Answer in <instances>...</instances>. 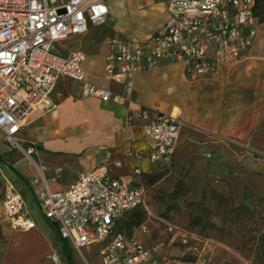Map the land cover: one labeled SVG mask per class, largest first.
<instances>
[{
  "label": "built area",
  "instance_id": "built-area-1",
  "mask_svg": "<svg viewBox=\"0 0 264 264\" xmlns=\"http://www.w3.org/2000/svg\"><path fill=\"white\" fill-rule=\"evenodd\" d=\"M165 2L169 15L153 33L143 38H107L103 66L107 79L128 82L161 60L181 63L189 77L215 76L222 62L247 56L259 24L254 0ZM107 13L106 0H0V133L9 146L29 156L35 153V143L23 145L19 131L36 107L55 108L51 92L60 76L80 80L83 96L110 97L107 87L84 78V51L60 54L52 48L55 41L84 33L88 23L103 22ZM134 118L143 122L149 160L168 164L174 156L180 118L148 106L137 108L124 120L131 123ZM144 194L140 182L133 184L98 165L81 171L67 189L44 187L36 198L43 215L76 249L105 243L101 264H172L134 232L115 228L123 214L144 203ZM1 209L12 229L33 227L21 194L11 184ZM140 228L145 230L144 225Z\"/></svg>",
  "mask_w": 264,
  "mask_h": 264
},
{
  "label": "crops",
  "instance_id": "crops-1",
  "mask_svg": "<svg viewBox=\"0 0 264 264\" xmlns=\"http://www.w3.org/2000/svg\"><path fill=\"white\" fill-rule=\"evenodd\" d=\"M106 2L108 13L103 22L88 23L84 33L55 41L52 48L60 54L73 49L84 51V78L107 87L110 97L103 100L83 96L80 80L60 76L51 92L55 108L45 111L36 107L19 131L23 145L27 141L35 143V153L29 156L8 144L0 148V264H101L105 243L73 247L59 235L55 223L43 215L36 195L44 187L63 191L81 171L98 165L128 181L139 176L136 170L153 171L152 165L157 164L149 160L142 120L134 118L131 123L124 120L141 106L159 109V99L153 97L155 84L145 82L150 75L176 69L175 75L182 77L188 88H195L194 93L188 91L182 102L185 110L182 108L173 157L187 153L188 142L193 140L188 127L192 122L201 134L197 138L199 144L218 145L213 137L237 136L240 143L245 137L249 140L264 120V29L261 28L264 22H259L247 56L222 62L215 76L189 77L181 63L161 60L156 67L136 74L130 81L118 82L104 75L107 38L146 37L165 21L169 11L165 0ZM9 184L21 194L34 222L28 230L12 229L2 213L3 196ZM96 247L99 252L91 255L90 250Z\"/></svg>",
  "mask_w": 264,
  "mask_h": 264
},
{
  "label": "rangeland",
  "instance_id": "rangeland-1",
  "mask_svg": "<svg viewBox=\"0 0 264 264\" xmlns=\"http://www.w3.org/2000/svg\"><path fill=\"white\" fill-rule=\"evenodd\" d=\"M175 73L178 70L166 69L145 82L155 84L157 107L173 114L181 111L177 116L182 122V102L195 88H188ZM188 127L193 140L188 142L187 153L175 155L168 164L152 165L150 173H159L156 180L151 181L148 175L138 178L145 188L144 203L137 210L142 212L141 221L136 223V211L127 212L115 228L134 232L172 264H260L251 244L264 230V120L242 143L236 141L237 136H216L212 140L217 139L218 145L199 144L198 128L193 122ZM4 144L7 142L0 136V148ZM241 204L253 208L251 217L243 211L229 212L231 205ZM90 252L95 255L99 251L96 247Z\"/></svg>",
  "mask_w": 264,
  "mask_h": 264
},
{
  "label": "trees",
  "instance_id": "trees-1",
  "mask_svg": "<svg viewBox=\"0 0 264 264\" xmlns=\"http://www.w3.org/2000/svg\"><path fill=\"white\" fill-rule=\"evenodd\" d=\"M253 12L254 15L256 16L258 22H264V0H254V4H253ZM139 176L135 179L131 180V183L135 184L136 181L139 182V177L141 175H148L149 179L151 181L156 180L159 177V173H150V174H145V173H139ZM139 209V207H136L134 209H132L131 211H136ZM229 212L238 214L240 212L243 211V213H248V217H251L254 213L253 208H251L250 206H248L247 204H241L239 206H230L229 207ZM129 211V212H131ZM138 217L136 219V223H139L142 219V212L138 211ZM251 249L253 250V254H254V259L260 263V264H264V230H262L258 235H256L253 240H252V244H251Z\"/></svg>",
  "mask_w": 264,
  "mask_h": 264
},
{
  "label": "bare ground",
  "instance_id": "bare-ground-1",
  "mask_svg": "<svg viewBox=\"0 0 264 264\" xmlns=\"http://www.w3.org/2000/svg\"><path fill=\"white\" fill-rule=\"evenodd\" d=\"M177 115V114H176Z\"/></svg>",
  "mask_w": 264,
  "mask_h": 264
}]
</instances>
